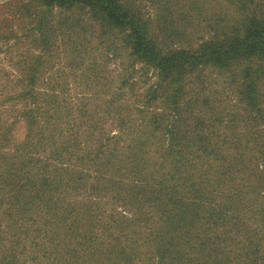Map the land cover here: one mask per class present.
<instances>
[{"label":"trees","instance_id":"1","mask_svg":"<svg viewBox=\"0 0 264 264\" xmlns=\"http://www.w3.org/2000/svg\"><path fill=\"white\" fill-rule=\"evenodd\" d=\"M224 2L183 0L180 24L167 12L165 35L194 25L195 44L174 48L124 0L10 9L18 29L6 21L0 41L15 38L14 82L25 83L14 97L0 86V106L15 114L6 124L0 108V264H135L141 239L145 264H264V1ZM120 49L132 65L114 84L106 70ZM60 53L84 88L73 107L32 88ZM148 71L154 81L138 93ZM126 85L142 106L124 99Z\"/></svg>","mask_w":264,"mask_h":264},{"label":"rangeland","instance_id":"2","mask_svg":"<svg viewBox=\"0 0 264 264\" xmlns=\"http://www.w3.org/2000/svg\"><path fill=\"white\" fill-rule=\"evenodd\" d=\"M20 1L24 2V0H0V37L3 36V34H7V35L9 34L10 26L14 30L18 29V22H19L20 17L19 16L13 17L12 14L10 13V9H12V7L16 8L19 5ZM124 1L130 2V3L132 2L135 5V7H138L140 9L141 13L149 17V20L151 23V26H149L150 33L156 35L159 42H164L165 47H168V46L169 47L171 46L172 48L177 47L178 43L176 42H178L177 40L178 38L180 39L179 44L181 46H184L187 43L191 45L195 44L194 29H193L194 25L190 24L187 30L185 31V34L181 33V36L179 37H176L177 36L176 34H178V32L175 30L174 27H171V33H169L168 35H165L162 29V26L164 25L165 20L166 19L168 20L169 18L172 21L174 20L175 22L177 20L178 24H180V20L178 18V13L180 11L178 8L182 6L181 4L183 0H180V2L177 5L173 3H169L168 4L169 6H166L164 8L157 7L158 6L157 0H124ZM219 4L224 6L225 5L224 0H213L212 5L207 8H209V10L216 9L217 8L216 6H218ZM204 6H207V5L205 4ZM167 12H168V15L169 14L171 15L165 19L164 17ZM6 21L10 22V25L8 23L9 27L5 24ZM200 23H201V19L195 18V26L198 27ZM88 30H91V24H89ZM18 34L21 35V30L18 32ZM14 41H15L14 37H10V39L5 42L0 41V70L7 72V74L9 75L7 78H4V79L1 78L0 76V82H1L0 86L3 87L2 89L3 95L8 94L12 97L16 96L19 93V91L23 88L24 83H25L24 81L23 83L14 82L15 76H18V74L20 73L19 67L21 66V63L23 61V58H21L22 52H17L14 49V46H13ZM102 47H103V44L100 38L98 40L91 41L90 48L95 49L94 54H99L100 53L99 49ZM37 50L39 49L37 48ZM37 50H35V54L36 52H38ZM119 51H120V55H118V58L110 59V62L106 70L107 74H110L112 76V82L114 84H116V82L119 79L118 75H120L119 74L120 68L122 69L126 68L128 67V65L132 63V59L128 57V55L125 53V50L120 49ZM64 60H65V57H63V55L60 53L50 63H48L49 69L46 73L42 74L41 71L44 68H39L37 72V76L33 79L32 88H34L35 91H40L41 93L43 91L49 90V88H53L56 90L57 96H59L60 98L59 100H61L62 98H65L64 100H61V102L67 104L69 107H73L75 103L77 102V100L82 97V94L80 93L84 91V88L80 85L82 83L80 77L79 76L75 77L73 76V74H71V72H69V69H67V64ZM141 65H142L141 63H136L135 64L136 69H139L140 67H142ZM41 67H44V64H42ZM70 70H75V69L74 68L71 69L70 67ZM123 73L124 72H122V74ZM146 73L148 74L147 75H144V74L136 75L137 80H136L135 87L138 89V93H144V90L147 89L148 86L154 81V79L152 78V71H148ZM51 75H54V76L51 77L52 79L51 80L49 79L48 81V77ZM56 77L61 78L62 83H57V81H54ZM19 78H20V75L18 79ZM58 84H64L65 85L64 89H62V87ZM133 87L134 86L131 87L130 85H126L124 87V94H125L124 99L129 100V105H132L134 103L136 106H142V102L139 101V98H137L135 95L132 94ZM35 91L34 93L37 94L38 92H35ZM41 96L42 94H40V97ZM17 100L18 99H16V101ZM157 106L158 104L156 102L154 105V108L156 109ZM8 107H9L8 104H4L0 106V108L5 110V114H3V120H5L4 122L6 124H8V122H10V120H12L13 116L15 115V114L10 115V112H7L8 110L10 111V108ZM134 112L138 113L135 110ZM135 118H137V115L135 116ZM23 133H24V123L18 125L16 129L14 130V139L15 140L21 139ZM107 203L108 204H106L105 207L110 208L109 202ZM115 209L117 213L119 214L123 213L122 212L123 210H121L119 206L115 207ZM125 215H129V214H125ZM149 226L150 224L149 225L147 224V226L141 228V230L144 233H147V229ZM98 232H99L100 238L103 237V239L107 240V235L105 234V231L99 230ZM119 232L120 231L118 230L115 233L118 234ZM137 232H139L138 226H137ZM6 236L7 237L9 236L8 232L6 233ZM141 240H142V244L138 243L140 248L136 247L137 248L136 252L138 253V255H140L139 256L140 260H144L145 258H147L146 257L147 253L145 249L147 247L144 246L145 244L143 243L145 239H141ZM148 245L150 246V244ZM125 248L129 250V247H125ZM119 256H120V251L118 252V255L115 256V259L116 260L121 259V257ZM139 257L138 256L132 257V261L135 262V264H145L138 259ZM18 262H21V264H32L31 261L24 262L23 259H19Z\"/></svg>","mask_w":264,"mask_h":264}]
</instances>
